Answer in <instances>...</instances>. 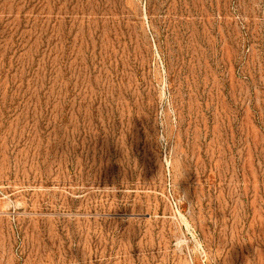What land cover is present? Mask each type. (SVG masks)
Masks as SVG:
<instances>
[{"label": "rangeland", "instance_id": "obj_1", "mask_svg": "<svg viewBox=\"0 0 264 264\" xmlns=\"http://www.w3.org/2000/svg\"><path fill=\"white\" fill-rule=\"evenodd\" d=\"M0 264H264V0H0Z\"/></svg>", "mask_w": 264, "mask_h": 264}]
</instances>
